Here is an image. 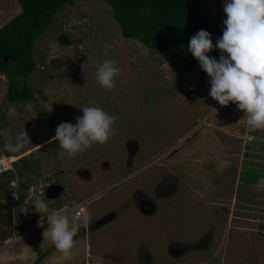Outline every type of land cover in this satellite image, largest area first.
Masks as SVG:
<instances>
[{"label": "rangeland", "instance_id": "374dc122", "mask_svg": "<svg viewBox=\"0 0 264 264\" xmlns=\"http://www.w3.org/2000/svg\"><path fill=\"white\" fill-rule=\"evenodd\" d=\"M187 1L224 29L225 0ZM105 43L122 70L112 91L81 69L88 58L105 59ZM33 54L29 103H9V79L0 73V130L29 138L8 152L0 136V157L12 163L0 174V203L13 208L0 264H264V178L250 168L238 174L245 143L247 157L264 161V130L246 133L237 105L210 96L206 72L178 76L161 54L125 39L106 0L60 9ZM84 106L117 115L116 134L70 157L48 141L62 122L75 125ZM40 113L56 126H42ZM37 197L70 220L87 204L70 259L44 239L46 217L37 227Z\"/></svg>", "mask_w": 264, "mask_h": 264}, {"label": "clouds", "instance_id": "9594fccd", "mask_svg": "<svg viewBox=\"0 0 264 264\" xmlns=\"http://www.w3.org/2000/svg\"><path fill=\"white\" fill-rule=\"evenodd\" d=\"M222 37L216 42L221 52L219 61L210 58L213 50L210 33L200 30L191 39L188 51L199 61L200 67L210 79V96L221 106L236 104L245 115L246 133L264 130V0H225ZM110 43H105V59L93 61L88 58L81 64L85 73H93L96 82L105 90L116 87L115 79L121 69L109 57ZM83 116L76 118V124L62 122L56 128V134L48 143L59 142V148L68 156L86 152L94 144H105L116 134L113 127L119 117L110 114L101 107L84 106ZM240 121V122H241ZM0 136L6 137L5 150L19 152L29 140L25 131L15 138L8 135V130H0ZM246 139L257 137L247 135ZM35 211L41 213L37 227H44L46 217L48 227L43 232L44 239H50L55 248L65 258H71L74 237L80 223L73 217L50 210L41 198L33 200ZM16 209H14L15 211ZM27 213L25 206L19 208ZM44 214V215H42Z\"/></svg>", "mask_w": 264, "mask_h": 264}, {"label": "trees", "instance_id": "16d2710c", "mask_svg": "<svg viewBox=\"0 0 264 264\" xmlns=\"http://www.w3.org/2000/svg\"><path fill=\"white\" fill-rule=\"evenodd\" d=\"M73 0H19L21 13L0 30V73L6 74L7 98L11 104H26L33 97L28 80L37 67L33 49L47 31L57 12ZM125 39H133L161 54L171 71L183 76L202 69L188 51L190 39L200 30L210 33L213 50L210 58L219 61L216 42L223 28L207 22L202 9L187 0H106ZM40 124L54 128L56 121L46 113L38 115ZM13 222L11 203H0V242L7 240L6 226Z\"/></svg>", "mask_w": 264, "mask_h": 264}, {"label": "crops", "instance_id": "0c3cea01", "mask_svg": "<svg viewBox=\"0 0 264 264\" xmlns=\"http://www.w3.org/2000/svg\"><path fill=\"white\" fill-rule=\"evenodd\" d=\"M74 1L75 0H73L72 2ZM69 5H71V3L67 4V6ZM20 13L21 5L19 0H0V30L4 28L8 23H10L13 19H15ZM247 147L248 144L245 143L243 149L247 153H245L243 161L240 164L238 174H240V171L244 168H250L252 171L257 172L259 176L264 178V161L258 160L259 158H250L249 156L247 157V154L249 155V152L246 150ZM246 162H249V165L246 164ZM250 186H255V188H257V186L260 185L251 183Z\"/></svg>", "mask_w": 264, "mask_h": 264}, {"label": "built area", "instance_id": "2783aa9c", "mask_svg": "<svg viewBox=\"0 0 264 264\" xmlns=\"http://www.w3.org/2000/svg\"><path fill=\"white\" fill-rule=\"evenodd\" d=\"M12 163L7 162V158L0 157V174L5 173L6 171L10 170ZM34 190V188L31 190V192ZM41 194L42 191L40 192ZM12 197L16 198V201H18L17 192L15 191ZM13 199V198H12ZM15 201V202H16ZM12 202H14L12 200ZM14 202V203H15ZM86 211H87V204H79L75 207V209L70 213V216L73 218L75 217L76 220L81 224L85 225L84 219L86 217Z\"/></svg>", "mask_w": 264, "mask_h": 264}]
</instances>
